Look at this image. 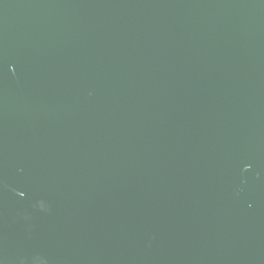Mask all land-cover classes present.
I'll return each instance as SVG.
<instances>
[{
    "label": "water",
    "instance_id": "95a60500",
    "mask_svg": "<svg viewBox=\"0 0 264 264\" xmlns=\"http://www.w3.org/2000/svg\"><path fill=\"white\" fill-rule=\"evenodd\" d=\"M0 264H264V0H0Z\"/></svg>",
    "mask_w": 264,
    "mask_h": 264
}]
</instances>
